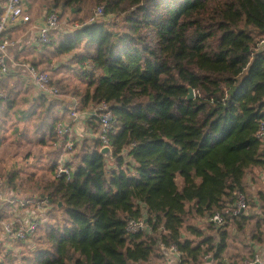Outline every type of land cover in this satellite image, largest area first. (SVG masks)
Wrapping results in <instances>:
<instances>
[{"label":"trees","instance_id":"16d2710c","mask_svg":"<svg viewBox=\"0 0 264 264\" xmlns=\"http://www.w3.org/2000/svg\"><path fill=\"white\" fill-rule=\"evenodd\" d=\"M39 2L47 13L59 11L53 52L82 69L78 110L110 105L111 155L100 152L90 116L96 137L74 144L70 177H54V161L52 177L40 183L39 198L51 208L31 237L34 247L20 260L6 250L0 264H239L226 256L239 233L247 254L232 257L252 259V244L264 243V191L251 190L264 179V141L256 136L264 120V0ZM87 2L103 5L100 19L81 17ZM64 23L74 30H62ZM50 83L63 92L59 80ZM61 120L51 123L49 140ZM16 178L7 177L11 190ZM239 194L247 207L260 203L259 216L209 220ZM51 213L57 218L48 222ZM132 218L146 219L147 229L128 232Z\"/></svg>","mask_w":264,"mask_h":264},{"label":"built area","instance_id":"2783aa9c","mask_svg":"<svg viewBox=\"0 0 264 264\" xmlns=\"http://www.w3.org/2000/svg\"><path fill=\"white\" fill-rule=\"evenodd\" d=\"M103 16V5H98L89 22L96 21ZM27 22L30 20V16L25 10V5L22 0H6L3 6L0 8V79L9 72V66L6 62V48L11 44L9 39L3 37L4 31L8 25L17 21ZM59 27V11L57 9H51L43 23L37 30V42L40 45L49 44L50 32L56 30ZM74 27H77L75 25ZM258 48H264V40H260ZM28 77L31 80L33 87L36 91L45 97L57 96L59 91L55 85L50 83L48 72L37 69L32 65L27 66ZM2 93L0 91V98ZM72 108L69 112V119L56 122L54 126V133L57 137L54 146L57 148L62 146L64 149V155L60 156L56 162L54 170V177L69 178L72 173V168L65 161L64 156L66 152L72 149V139L70 134L72 131L73 122H83L90 116H95L98 120L99 131L97 138L100 142V148L110 147L109 135L113 131L115 116L110 108V105L106 101H101L90 111H79L77 109V102L73 101ZM76 106V107H75ZM256 136L264 141V120L259 123ZM111 149V148H110ZM13 202L16 204L18 211L14 212L13 218L10 220L0 221V233L1 236L8 240H27L30 239L39 222L45 219L46 214L51 208L50 199L47 196L39 197H22L15 191L8 190L5 181L0 177V207L6 203ZM247 211L246 198L244 194H239L236 201L230 205L224 207L222 211L214 213L209 220L217 225L224 223L225 215L237 216L244 214ZM147 225L143 218L130 219L127 223L126 230L130 233L146 230ZM176 251L175 246L172 244L169 249V253ZM264 264V259L259 254H255L252 259H245L239 264Z\"/></svg>","mask_w":264,"mask_h":264},{"label":"rangeland","instance_id":"374dc122","mask_svg":"<svg viewBox=\"0 0 264 264\" xmlns=\"http://www.w3.org/2000/svg\"><path fill=\"white\" fill-rule=\"evenodd\" d=\"M30 3L31 7H36L37 4L41 6L40 2H37V0H30ZM96 7L97 5L93 2H87L83 14H81V17H83L88 22ZM61 15L62 19H64V17L66 16V14ZM61 29L68 33L74 30L70 23H64ZM58 31H54L52 33H56ZM143 34L147 37L148 42L150 44H153L154 34L151 29L144 28ZM80 52H84L82 47L80 48ZM71 61V55H64L58 57L56 56L53 63H51V66L43 68L44 71L48 72L50 80L53 82L59 80L58 86L63 88V92L61 91V93L57 96L45 98L47 100L53 99L51 100L53 102L59 101V99H64V102L66 101L65 105H61V108L65 113V119H69V112L72 108L73 101L77 102L76 106L78 109L79 97L75 93L82 92L86 84V81L82 79L83 77H81L82 69L79 67V64H76L75 62L73 63ZM52 68L54 70H52ZM48 69H50L52 72L49 73V71H47ZM64 90L66 92H64ZM40 116L41 117L39 122V128H36L34 131L31 129H25L24 132L22 131L23 133L17 131H10L11 137L13 136L16 141L20 140V142L16 143L15 141V144H13L12 146L6 144L0 145V177H2V179L5 181V184L8 185L7 177L10 173L16 172L17 178L14 181V185L19 190V196L22 197H25L26 195L36 198L39 197L40 183L52 177V172L50 171L51 164L54 161L57 162L58 158L62 156L65 152L64 150H60L62 153H60L61 155L56 158L55 155L57 151H54L52 149L48 140H46V142L44 143L39 142V137H41L43 133L44 135H47V128H50V125L52 123L50 113L45 111L42 112ZM35 126L37 127L38 124H36ZM33 133L35 136L33 135ZM79 133L80 134L78 136V140L86 137L82 130ZM2 141L3 140L0 139V144ZM79 143L80 142L78 141L76 144ZM64 159L66 162L69 161L68 165L70 167L74 168L76 162L75 149L73 148L69 154L64 156ZM251 190L253 192H257L258 190L264 191L263 176H260L259 181L251 185ZM259 205L260 203H257L252 207L249 204V207H247V211L250 212L249 215L251 213H254V211L258 213L261 212ZM13 206H16V204L13 202L6 203L3 206L2 212L5 215L3 219L9 220L8 218L12 217L13 214L11 211L13 209ZM56 218L57 214L51 213V215H47L46 221L48 220V222H53ZM233 236L234 235H231L230 237V241H232L231 243H229L226 256H230L229 258H231V261H236L237 263H240V257L237 258L232 256H234L235 254L239 256L244 253L245 255L247 254V249L243 246L244 244L242 245V243L248 242V238L246 235H243L241 233L235 235L234 237ZM31 247H34L31 238L23 241L6 239L3 243L0 244V259H7V250L10 251V258L12 257L15 260H20L23 254L29 253L28 249ZM6 261L7 260H5V262ZM206 264H210V262H207Z\"/></svg>","mask_w":264,"mask_h":264},{"label":"crops","instance_id":"0c3cea01","mask_svg":"<svg viewBox=\"0 0 264 264\" xmlns=\"http://www.w3.org/2000/svg\"><path fill=\"white\" fill-rule=\"evenodd\" d=\"M5 1L6 0H0V8ZM38 1L40 0H37V2ZM24 5L27 14L30 16V20L27 22L20 20L10 23L3 33V37L9 39L11 44L5 51L9 72L0 79V91L2 93V97L0 98V139L3 140L0 145L6 144L12 146L15 144L16 139L13 136L11 137L10 131L24 132L25 129L34 131L36 128H39L40 115L42 112L46 111L50 113L52 122L54 119H65V113L61 105H65L66 101L64 102V99H59V101L53 102L51 101L53 99L47 100L45 96L42 97L33 87L28 77V65L43 70V68L51 66L56 55L53 52L51 42H49L48 45H40L36 39L38 27L43 23L47 15V10L38 4L36 7H31L29 9L27 4L24 3ZM53 68L52 70H54ZM47 71H49V73L52 72L50 69ZM87 120L88 118L83 122L72 123V131L70 134V138L73 141L72 149L75 143L78 141L81 142L82 140H78L81 130L85 134V138L96 137L87 125ZM36 124H38L37 127L35 126ZM47 132V135L43 133L42 136L39 137V142L44 143L48 140L54 151L62 153L61 151L64 150L62 146L58 148L54 146L57 137L54 141L48 139L50 133L49 127L47 128ZM17 142H20V140H17L16 143ZM70 152L71 151L66 152V154ZM8 190L17 191L16 193H19L18 188L16 190H11L8 187ZM3 206L0 207V221L5 220L3 219L5 217L2 212ZM249 213L250 212L246 211L244 214L253 218L260 214V212L258 213L255 211L250 215ZM12 218L13 215L8 219L10 220ZM4 240L6 239L2 237L0 233V244L3 243ZM252 247L256 252L255 254H259L260 257L264 259V243L258 245L252 244Z\"/></svg>","mask_w":264,"mask_h":264},{"label":"water","instance_id":"95a60500","mask_svg":"<svg viewBox=\"0 0 264 264\" xmlns=\"http://www.w3.org/2000/svg\"><path fill=\"white\" fill-rule=\"evenodd\" d=\"M195 94H194V90L191 87H188V94L186 96L187 99H192L194 98ZM100 152L104 155L110 156L111 155V149L110 147H102L100 148ZM146 221V219H144ZM255 264V263H253Z\"/></svg>","mask_w":264,"mask_h":264}]
</instances>
